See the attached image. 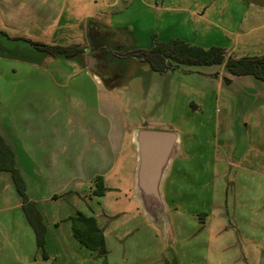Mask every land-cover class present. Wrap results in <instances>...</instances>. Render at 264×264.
Wrapping results in <instances>:
<instances>
[{"label": "rangeland", "instance_id": "obj_1", "mask_svg": "<svg viewBox=\"0 0 264 264\" xmlns=\"http://www.w3.org/2000/svg\"><path fill=\"white\" fill-rule=\"evenodd\" d=\"M57 3L59 39L47 44L90 49L91 27L96 40L122 54L110 78L114 85L99 89L92 73L22 42L16 55L0 59V118L11 123L13 106L29 90L53 91L55 110L64 107L80 138L84 133L95 144L98 129L107 125L100 115H109L113 156L108 166L72 168L69 176L67 168H50L41 176L34 161L19 155L16 168L45 225L42 249L12 173L1 171L0 264H264V81L226 66L229 58L264 57V0ZM88 19L95 21L90 27ZM177 41L221 48L226 58L212 65L172 61L158 71L124 55ZM90 56L108 60L98 47L84 61ZM154 122L179 136L162 182L165 212L156 218L137 196L131 142L134 130ZM78 173L83 178L71 177ZM99 176L104 195L95 192ZM79 213L97 219L106 258L76 239L72 218Z\"/></svg>", "mask_w": 264, "mask_h": 264}, {"label": "crops", "instance_id": "obj_2", "mask_svg": "<svg viewBox=\"0 0 264 264\" xmlns=\"http://www.w3.org/2000/svg\"><path fill=\"white\" fill-rule=\"evenodd\" d=\"M57 2L58 0H0V59L5 60L10 54L16 55L22 42L32 47L33 42L50 45L47 43L57 41L61 17ZM74 44L83 47L84 52L72 57L52 55L53 58H63L66 62L85 70L87 76H89L88 72L92 73L97 79L94 83L99 89L103 88V83L105 87L106 84L101 75L88 69L87 62L84 61L91 49L87 44L86 46L81 43ZM60 66L61 71L67 70L65 65ZM63 84L62 82L58 85ZM53 87L54 83L51 89ZM46 94L29 90L27 95L13 106L14 114L11 123L6 124L0 118V133L11 145L17 164L19 155L23 154V157L31 163L35 162L32 166L30 163L32 168L42 169L45 175L40 174L41 176H48L47 169L50 168H67L69 176L68 171L72 168L86 169L100 163L108 166L113 156V123L110 121L112 124L109 126V115H100V118L106 119L107 125L98 129L97 135L94 136L96 140L94 144L90 141V137H85L84 133L80 138L76 132L72 131L69 115L64 107L62 112L55 110L52 100L53 91L52 97ZM135 131L131 138L133 144H135ZM96 176L97 173L92 177ZM71 177L83 178L80 173L73 174Z\"/></svg>", "mask_w": 264, "mask_h": 264}, {"label": "trees", "instance_id": "obj_3", "mask_svg": "<svg viewBox=\"0 0 264 264\" xmlns=\"http://www.w3.org/2000/svg\"><path fill=\"white\" fill-rule=\"evenodd\" d=\"M91 22L89 20V27ZM94 30L90 27L88 38H90V47L92 50L90 53L98 47L101 52L106 53L108 60L122 56L118 51L108 50V47L103 44V40H96L94 38ZM37 48L45 49L53 53L55 56L72 57L76 54L84 52V48L80 45L72 44L68 46L58 45H45L38 42H33ZM124 55H129L135 58H143L149 62L153 69L158 71L168 70L172 66V61L177 63L186 64H200V65H212L221 64L226 58V53L223 49L218 47H212L210 49H204L198 46L190 45L184 41H177L176 43H168L161 46H153L149 51H133ZM227 69L235 75H252L256 78L264 81V57H243L238 59L229 58L226 62ZM106 86L111 87L113 85L110 82V78H103ZM229 80V79H228ZM231 81V80H229ZM15 154L9 143L3 138L0 133V172L9 171L12 173L14 183L17 191L22 199V208L26 214L27 220L31 225L36 235V242L39 248L44 247L45 237V225L42 221L41 214L35 207V204L29 201L26 191L25 183L19 173V170L15 165ZM95 182L98 185L96 193L100 195L105 194V185L101 176L97 177ZM73 232L76 239L83 246L97 251L100 255L106 258V242L102 229L99 227L97 219L94 216H87L83 213H79L72 218ZM107 264V260H104Z\"/></svg>", "mask_w": 264, "mask_h": 264}, {"label": "water", "instance_id": "obj_4", "mask_svg": "<svg viewBox=\"0 0 264 264\" xmlns=\"http://www.w3.org/2000/svg\"><path fill=\"white\" fill-rule=\"evenodd\" d=\"M89 32V29L88 31ZM90 42V38H88ZM92 50V47H90ZM102 60L90 56L87 68L97 72ZM149 128H139L134 133L137 149L136 191L139 202L146 214L153 218L164 215L162 182L169 164L175 155L179 136L175 131L159 128L154 122Z\"/></svg>", "mask_w": 264, "mask_h": 264}, {"label": "flooded vegetation", "instance_id": "obj_5", "mask_svg": "<svg viewBox=\"0 0 264 264\" xmlns=\"http://www.w3.org/2000/svg\"><path fill=\"white\" fill-rule=\"evenodd\" d=\"M97 57L98 59L102 60L105 64H100L98 65V70H97V74H100L102 78H113L114 77V73H113V70H114V66H115V61H106L105 59H103L102 57H98V56H95ZM109 76V77H107Z\"/></svg>", "mask_w": 264, "mask_h": 264}]
</instances>
